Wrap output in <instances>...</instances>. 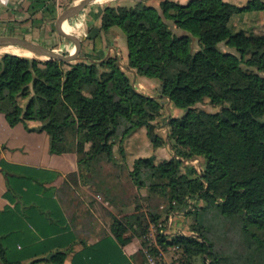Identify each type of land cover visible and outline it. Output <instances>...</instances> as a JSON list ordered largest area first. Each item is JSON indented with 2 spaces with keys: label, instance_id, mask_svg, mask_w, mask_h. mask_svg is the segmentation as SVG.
Instances as JSON below:
<instances>
[{
  "label": "trees",
  "instance_id": "obj_1",
  "mask_svg": "<svg viewBox=\"0 0 264 264\" xmlns=\"http://www.w3.org/2000/svg\"><path fill=\"white\" fill-rule=\"evenodd\" d=\"M252 10H264V0L244 5L159 0L157 6L132 0L105 6L100 28L123 31L126 67L116 55L61 61L4 53L0 110L19 116L28 130L46 131L51 153L75 152L78 173L67 175L76 177L102 159L115 162L114 136L121 140L145 129L152 145L161 146L164 141L152 122L161 107L159 98H168L182 110L167 120V143L174 156L159 163L153 155L136 156L130 175L139 185L154 175L162 178L170 200L166 212L192 213L194 220L187 233L162 230L158 242L163 248L176 247L182 254L180 264H193L198 255H206L208 264H225L226 258L232 259L228 264H252L253 259L264 264V33L232 31L229 24L233 14ZM193 38L200 43L194 51ZM221 43L234 50L221 49ZM130 69L158 79L159 96L138 91ZM205 98L219 109L197 108ZM31 119L39 124L29 127ZM67 131L73 134L71 142ZM193 158L201 159V167L182 170L183 161ZM189 199L202 204H188ZM158 217L153 214L152 220ZM126 228L118 218L111 225L121 244L130 240L124 236ZM65 254L56 251L48 261L62 263ZM39 260L43 258L32 263ZM0 261L16 263L7 260L1 236Z\"/></svg>",
  "mask_w": 264,
  "mask_h": 264
},
{
  "label": "rangeland",
  "instance_id": "obj_2",
  "mask_svg": "<svg viewBox=\"0 0 264 264\" xmlns=\"http://www.w3.org/2000/svg\"><path fill=\"white\" fill-rule=\"evenodd\" d=\"M79 1L44 0L43 5L36 6L33 5L32 1L28 3L27 1L18 2L14 0L10 3V7L0 10V35H17L44 46L61 50L63 54H68L69 51L66 48L74 46V44L58 34L55 29V22L65 9ZM147 1L157 6L159 0ZM178 1L184 2L186 0ZM227 1L237 5H244L247 2V0ZM131 3L132 0L92 1L76 17L68 19L67 22L71 27L76 24L80 26L77 37L82 39V46L86 47L89 42L85 36V28L93 22L95 16L93 10H99L108 5L116 6ZM229 24L232 31L242 28L248 33H264V10L235 13L232 15ZM120 32L121 35L117 41L126 46L125 35L121 29ZM5 46L17 45H0V48ZM82 46L79 52L80 58H84ZM199 47L200 43L196 38H193L190 43L191 50L194 51ZM219 47L223 50H234L223 43L219 44ZM111 52L115 54L114 50ZM4 53L14 54L0 51V55ZM33 54L35 56L23 57L37 60L48 59L47 56ZM116 56L119 57L118 54ZM86 59L89 60V58ZM78 60L80 59H76V61ZM128 75L131 77L130 73ZM130 79L137 83L132 77ZM138 88L151 94L159 92V86L141 84L139 80ZM159 101L161 107L158 110V116L152 123L155 126V132L164 141L161 146L154 147L152 145L145 129L141 131L139 129L133 137L131 135L121 140L118 135L114 136L115 162L102 159L92 168L84 169L81 175L78 174L76 177L67 175V179L60 186L59 192L70 223L76 228L77 235H82L81 237L84 239L100 237L111 232V225L115 218L125 222L127 228L124 236L138 242V249L135 253L138 264H180L181 252L174 246L163 248L158 242V236L162 230L168 234L187 233L191 230L194 220L192 213L166 212L170 200L168 188L162 178L154 175L150 179H146V185H139L130 175L132 163L136 156L153 155L156 163L169 160L174 156L170 145L167 143V120L177 114L176 108L166 97H161ZM20 103L23 104L24 99H20ZM195 106L206 111L219 109L218 106L210 103L208 98ZM56 115L58 118L62 117L61 112H57ZM66 136L68 142L73 140L71 131H67ZM87 146L90 150L94 147L91 143ZM201 165L202 162L199 158L198 161L194 159L184 160L181 169L184 171L190 167L199 169ZM191 203L200 205L202 201L189 199L188 204ZM188 204H186V208ZM153 214H159L157 220H152ZM224 249L227 250L226 247ZM191 261L193 264H208L209 260L206 255H198L193 257ZM252 261L254 264V259ZM261 261L264 262V258ZM230 262L232 259L229 261L226 258L225 264ZM233 263L241 264L243 260H234Z\"/></svg>",
  "mask_w": 264,
  "mask_h": 264
},
{
  "label": "crops",
  "instance_id": "obj_3",
  "mask_svg": "<svg viewBox=\"0 0 264 264\" xmlns=\"http://www.w3.org/2000/svg\"><path fill=\"white\" fill-rule=\"evenodd\" d=\"M12 1L0 0V10L10 7ZM102 10H93V22L85 28L89 43L82 46L84 58L81 59L102 60L118 54L120 65L126 67L127 48L117 41L120 29L117 26L107 31L100 28ZM75 27L80 29L78 24ZM62 28L67 34H78L66 28L64 23ZM73 47L66 49L70 51ZM0 51L35 56L30 50L18 46H5ZM129 73L137 81L133 83L138 91L159 96V92L151 94L138 88V80L141 84L157 87L158 79L139 75L133 69L128 70ZM176 112L178 115L182 110L176 109ZM27 124L35 127L39 122L31 119ZM77 159V154L71 151L51 153L46 131L28 130L19 116H8L0 110V236L8 261L16 262L13 264H138L136 240L121 244L111 232L84 239L77 235L76 228L70 223L59 192L67 174L78 173ZM56 251L66 252L62 263L48 261ZM49 253L52 255L46 259ZM37 258L43 260L32 263ZM0 264L3 263L0 261Z\"/></svg>",
  "mask_w": 264,
  "mask_h": 264
},
{
  "label": "water",
  "instance_id": "obj_4",
  "mask_svg": "<svg viewBox=\"0 0 264 264\" xmlns=\"http://www.w3.org/2000/svg\"><path fill=\"white\" fill-rule=\"evenodd\" d=\"M95 1V0H80L77 3L72 4L67 9H65L56 19L55 22V29L62 37L67 39L68 41L72 42L74 44V52L63 54L61 53V50H56L55 48H50L47 46H44L42 44L33 42L31 40H28L26 38H22L17 35H0V45H17L21 46L27 50L32 51L33 53L37 55H43L47 56L48 59H57L61 61H73L76 60L79 57V52L82 46V39L77 37L76 35L67 34L63 28L62 23L64 21H67L70 17L77 14L79 11H81L88 3ZM140 1V0H135ZM52 254L49 253L45 256V258H49ZM30 264V263H27Z\"/></svg>",
  "mask_w": 264,
  "mask_h": 264
},
{
  "label": "bare ground",
  "instance_id": "obj_5",
  "mask_svg": "<svg viewBox=\"0 0 264 264\" xmlns=\"http://www.w3.org/2000/svg\"><path fill=\"white\" fill-rule=\"evenodd\" d=\"M95 1H97V0H95ZM63 23H64V25H65L66 28H68L69 30H71V31H73V32L78 33V30H79L78 28H76L75 26L71 27V26L68 24L67 21H64ZM69 52H70V53L74 52V47H73Z\"/></svg>",
  "mask_w": 264,
  "mask_h": 264
},
{
  "label": "built area",
  "instance_id": "obj_6",
  "mask_svg": "<svg viewBox=\"0 0 264 264\" xmlns=\"http://www.w3.org/2000/svg\"><path fill=\"white\" fill-rule=\"evenodd\" d=\"M194 160L198 161V158H193Z\"/></svg>",
  "mask_w": 264,
  "mask_h": 264
}]
</instances>
